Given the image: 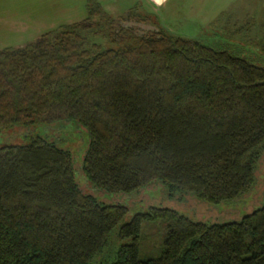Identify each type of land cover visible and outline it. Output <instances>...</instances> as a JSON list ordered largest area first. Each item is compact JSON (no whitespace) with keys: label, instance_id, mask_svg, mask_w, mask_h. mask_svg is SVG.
Wrapping results in <instances>:
<instances>
[{"label":"trees","instance_id":"16d2710c","mask_svg":"<svg viewBox=\"0 0 264 264\" xmlns=\"http://www.w3.org/2000/svg\"><path fill=\"white\" fill-rule=\"evenodd\" d=\"M120 17L147 21L135 9ZM112 27L90 0L79 21L0 49V129L75 121L88 136L81 173L103 192L154 180L210 204L247 192L264 141V66ZM100 31L115 47L89 42ZM28 138L0 144V264H264V173L262 204L238 220L149 206L119 224L125 206L81 192L67 150ZM113 239L127 241L112 250Z\"/></svg>","mask_w":264,"mask_h":264},{"label":"rangeland","instance_id":"374dc122","mask_svg":"<svg viewBox=\"0 0 264 264\" xmlns=\"http://www.w3.org/2000/svg\"><path fill=\"white\" fill-rule=\"evenodd\" d=\"M90 0H0V49L18 48L44 32L82 19ZM109 14L113 27H126L135 35L161 30L166 34L196 40L214 49H224L247 62L264 66V0H91ZM136 10L147 21L121 19ZM120 18V19H119ZM89 34V42L103 48L115 47L101 35ZM90 33V32H88ZM42 136L67 150L74 180L83 193L103 203H118L126 208L119 222L149 206L171 208L194 221L224 223L238 220L259 207L263 200L264 141L254 169V182L244 194L216 204L196 199L183 192L170 193L152 181L128 193H107L94 188L82 175L80 162L87 145V133L73 120L0 129V144H25L29 135ZM148 239H156V229H145ZM123 240L121 242H126ZM114 250L121 242L113 239Z\"/></svg>","mask_w":264,"mask_h":264}]
</instances>
